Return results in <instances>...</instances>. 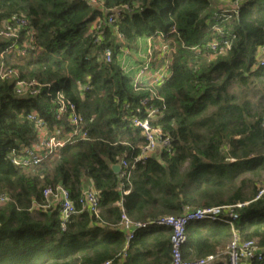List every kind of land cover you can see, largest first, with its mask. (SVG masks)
I'll use <instances>...</instances> for the list:
<instances>
[{"label":"trees","instance_id":"obj_1","mask_svg":"<svg viewBox=\"0 0 264 264\" xmlns=\"http://www.w3.org/2000/svg\"><path fill=\"white\" fill-rule=\"evenodd\" d=\"M95 1L123 9L102 30L101 45L89 26L105 15L88 0H0V32L17 34L0 36V67L39 87L36 96H20L14 78L0 80V194L9 199L0 204V264H170V230L133 224L236 205L233 232L264 248V0L241 1L238 17L227 21L218 18L219 4L235 0ZM23 19L27 26L19 28ZM117 33L126 49L162 34L171 49L167 77L154 86H133L117 58ZM25 40L23 56L4 53ZM105 48L112 51L110 65L100 56ZM58 93L75 106L86 138L38 166H14L11 153L37 141L36 123L27 119L31 111L50 131L70 132L68 122L55 116ZM152 94L162 100L152 103L165 108L151 125L171 139L172 150L121 177L111 166L120 159L133 163L144 138L118 108L127 106L126 114L134 116ZM57 185L80 212L63 225L58 203L36 208L45 204L43 189ZM87 186L98 198L97 213L81 211ZM233 232L223 222L188 225L182 260L218 255ZM219 258L214 264H225Z\"/></svg>","mask_w":264,"mask_h":264},{"label":"built area","instance_id":"obj_2","mask_svg":"<svg viewBox=\"0 0 264 264\" xmlns=\"http://www.w3.org/2000/svg\"><path fill=\"white\" fill-rule=\"evenodd\" d=\"M243 0H235L230 3L228 9H222L221 13L218 15L219 19L224 21L230 18L238 17V5ZM91 6L99 7L100 12L105 15V18H97L89 26V30L93 35L94 41L97 45H101L104 37L102 35V30L111 26L120 16L123 9L112 8L105 9L101 7L95 0H88ZM27 26L26 20H19L18 27L23 28ZM171 33H175V29L171 30ZM0 36L4 38H16V31L14 32H0ZM117 38L121 43L120 51L121 54L127 52L128 50L124 47V42L120 34L117 33ZM146 44H148V49L150 53H153V47H156L159 52V56L163 61V65L155 69L153 67L152 54L147 53L146 57L140 61V66L136 67V64L126 63L122 61L120 66L122 70L131 76V82L133 86H138L145 82H149L151 86L160 83L169 74V58L171 55V49L169 47L168 41L164 39L162 34H156L151 37L144 38ZM28 44L25 40L22 47L19 50H14V46L7 48L4 53H16L19 56L25 54V49ZM217 44L211 45V50L216 51ZM229 45L225 44V49H228ZM104 64L110 65L112 62V51L109 48H105L100 53ZM151 56V57H150ZM121 58V57H120ZM259 65L264 66V49L260 51ZM153 66V67H152ZM157 66V65H156ZM160 66V65H158ZM18 74L15 70L6 69L5 67H0V80H7L14 78L16 81V93L20 96H36L39 92V87L36 83L29 81H21L17 79ZM154 99L162 101L157 98L155 94L150 96V99H144L141 101L140 108L136 110V115L128 116L127 106H121L118 111L123 116V120L127 121L130 126L140 130L141 135L144 138V144L139 147V153L136 156L133 163L129 164L123 159L119 160L121 165V177L129 178L137 163L144 161L146 158L152 157L163 151L170 152L172 150L171 139L165 135L161 129L151 125V122L160 118L163 115L164 105L158 107L152 102ZM117 104L118 101L115 99ZM57 108H55V116L57 119L65 118L68 122L70 132L65 133L58 127H53L50 131L49 127L40 119L36 111H31L28 113L27 119L30 121H35L37 130V141L30 145L29 147L23 148L21 151L11 153V163L23 169H29L42 164L45 161L54 159L57 157L58 153L67 146L75 141L84 140L86 134L84 132V123L81 116L76 111L75 106L72 103L66 102L61 94H57L56 100ZM82 199L79 201L81 204V211L87 208L93 213H97V203L98 198L91 189V186L84 187L82 192ZM262 193V192H261ZM127 194V193H125ZM42 198L45 202L44 205H36V208H42L44 210L49 209L51 205L56 206L62 225L68 221L71 216H78L80 212L75 209L73 202L70 199L69 192L61 185L48 186L42 191ZM6 195L0 194V204L6 203L8 201ZM241 205L236 206H225V207H215L209 209H196L193 211H187L179 217L167 216L159 219L153 223L145 224H131V222L123 216L122 225L129 229L132 226L137 228H145L148 226H157L159 228L169 229L171 232L170 246H171V256L172 261L170 264H214L220 258L219 255H210L204 259L196 260L193 262L183 261L181 251L183 245L186 241V229L188 225L197 222H223L228 224L232 229L231 221L237 218L234 213V208H240ZM64 229V228H63ZM127 241L132 239V233H128L126 236ZM226 250V261L225 264H249L250 262H263L264 261V248L260 249L257 240L240 241L233 232L232 239L225 247ZM222 261H224L222 259Z\"/></svg>","mask_w":264,"mask_h":264},{"label":"rangeland","instance_id":"obj_3","mask_svg":"<svg viewBox=\"0 0 264 264\" xmlns=\"http://www.w3.org/2000/svg\"><path fill=\"white\" fill-rule=\"evenodd\" d=\"M220 5L223 6L222 9H228V3L223 2V3L219 4V6ZM144 44L146 45V46L143 47L144 50L143 49L142 50H140V49L132 50L131 48H129V49H127L128 50L127 52H124L122 54H120L121 51L118 52V57L117 58H118L119 62L121 63L122 61H125L126 63H129V64L131 62H133V64H136V67H139L140 66V61L143 60V58H145L147 53H148V55L152 54L153 62H155L156 65H157L155 67H153V66L152 67L155 68V69L160 68L163 65V61L160 58L159 52L157 51L156 47H153V53L152 52L150 53V50L148 49V44H146L145 41H144ZM130 47H133V44ZM139 53L142 56H139ZM169 62H170V58H169ZM158 65H160V66H158ZM91 189L94 192V188L91 187ZM225 253H226V250L224 249L223 251H221L218 254L221 257V259L224 260V262L226 261V254Z\"/></svg>","mask_w":264,"mask_h":264},{"label":"crops","instance_id":"obj_4","mask_svg":"<svg viewBox=\"0 0 264 264\" xmlns=\"http://www.w3.org/2000/svg\"><path fill=\"white\" fill-rule=\"evenodd\" d=\"M144 41H145L144 38H141V39L137 40L136 42L133 43V47H131V49L132 50H136V49L142 50L143 47L146 46L144 44ZM139 56H142V55H140V53H139ZM131 63L133 64V62H131Z\"/></svg>","mask_w":264,"mask_h":264},{"label":"water","instance_id":"obj_5","mask_svg":"<svg viewBox=\"0 0 264 264\" xmlns=\"http://www.w3.org/2000/svg\"><path fill=\"white\" fill-rule=\"evenodd\" d=\"M112 171L115 174H119L121 172V165L119 163L111 166Z\"/></svg>","mask_w":264,"mask_h":264},{"label":"clouds","instance_id":"obj_6","mask_svg":"<svg viewBox=\"0 0 264 264\" xmlns=\"http://www.w3.org/2000/svg\"><path fill=\"white\" fill-rule=\"evenodd\" d=\"M56 119H57V118H56ZM61 119H62V118H61ZM64 119H65V118H64ZM66 122H67V121H66ZM75 142H76V141H75ZM73 143H74V142H73ZM71 144H72V143H71ZM118 163H119V162H118ZM120 173H121V172H120ZM120 173H119V174H120Z\"/></svg>","mask_w":264,"mask_h":264}]
</instances>
